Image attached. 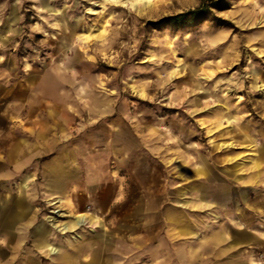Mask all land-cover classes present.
<instances>
[{"label":"rangeland","instance_id":"obj_1","mask_svg":"<svg viewBox=\"0 0 264 264\" xmlns=\"http://www.w3.org/2000/svg\"><path fill=\"white\" fill-rule=\"evenodd\" d=\"M16 106L58 108L59 147L84 175L57 197L35 161L0 194L34 206L17 248L43 264H151L170 228L201 248L220 218L207 193L257 172L261 185L264 0H0V122Z\"/></svg>","mask_w":264,"mask_h":264},{"label":"crops","instance_id":"obj_2","mask_svg":"<svg viewBox=\"0 0 264 264\" xmlns=\"http://www.w3.org/2000/svg\"><path fill=\"white\" fill-rule=\"evenodd\" d=\"M13 109L19 113L13 121L0 122V183L7 185V191L0 190V194L12 193L13 183L35 161H42L41 175L48 194L59 197L80 187L84 175L77 153L59 147L65 142L66 118L58 108L46 112L33 107ZM93 177L89 176L86 184L89 190L97 186ZM249 179L244 183L235 181L230 194L219 192L214 197L207 193V204L217 208L220 218L217 228L201 239V248L195 246L193 236L178 240L170 228L165 235L156 236L151 264H264V172L261 185L258 172ZM26 187L21 185V189ZM224 188L226 192L227 186L219 190ZM24 194L16 199L0 198V264H43L37 260L43 257L39 250L17 248L28 236L17 237L15 232L18 227L28 226L34 211L27 192ZM38 241L41 251H49V241ZM13 242L19 245L13 248Z\"/></svg>","mask_w":264,"mask_h":264},{"label":"trees","instance_id":"obj_3","mask_svg":"<svg viewBox=\"0 0 264 264\" xmlns=\"http://www.w3.org/2000/svg\"><path fill=\"white\" fill-rule=\"evenodd\" d=\"M205 12H206V9L199 7L195 10H191L183 14H178L173 17V20L182 22L184 18L190 17V19L188 20H190L191 22H196L203 17Z\"/></svg>","mask_w":264,"mask_h":264},{"label":"bare ground","instance_id":"obj_4","mask_svg":"<svg viewBox=\"0 0 264 264\" xmlns=\"http://www.w3.org/2000/svg\"><path fill=\"white\" fill-rule=\"evenodd\" d=\"M98 30H99L98 34L104 32V29L99 28ZM88 35H89V36H90V35H93V33L91 32L90 34H87V36H88ZM99 37H100V36H99ZM59 200H61V199H57V200L53 201L52 204H53V203H56V202L59 201ZM48 247H49V249H50L51 251H53V252H56V251H57V248H56V247H53L51 244H49Z\"/></svg>","mask_w":264,"mask_h":264}]
</instances>
